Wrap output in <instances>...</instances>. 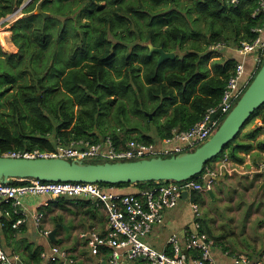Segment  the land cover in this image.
<instances>
[{
    "label": "trees",
    "instance_id": "obj_1",
    "mask_svg": "<svg viewBox=\"0 0 264 264\" xmlns=\"http://www.w3.org/2000/svg\"><path fill=\"white\" fill-rule=\"evenodd\" d=\"M24 1L0 0V20ZM168 1L33 0L23 8L24 16L14 21L9 29L17 52L6 54L0 48V96L13 84H18L20 90L10 103V114L19 123L16 130L0 122V154L33 150L50 152L59 144L69 146L78 140L94 144L105 136L111 137L115 147L130 139L151 143L155 138L170 137L172 129L185 130L198 121L208 106L219 101L237 61L216 62L215 75L201 71V59L207 56V52H202L220 41L227 44L220 40L222 34L212 31L209 36L201 37L203 47L196 34L191 46L183 48L181 57L175 54L174 60L158 66V54L149 55L148 45L141 43L148 42L165 52H172L185 38L177 12L170 11L163 17L149 16V12ZM188 1L212 25H218V29L224 31L228 42L233 37L239 46L241 41L254 37L250 31L257 24L251 18L253 2L243 1L234 7L224 0ZM36 6L51 17L44 19L35 14ZM130 19H133V26ZM227 27L231 28L230 35ZM109 33L119 42L112 43L107 37ZM138 38L141 43L130 48L129 44ZM27 74L31 81L20 83ZM5 84L9 88H3ZM56 87L60 88L59 92ZM84 98L89 99V104L84 103ZM73 104L81 108L76 109ZM152 113L153 118H149ZM109 115L123 128L120 132L116 127L108 135L102 131L107 121L103 118ZM130 115L145 119L147 126L135 127L138 124ZM163 116L165 120L153 129L150 124L156 117ZM150 130L153 133L150 134ZM237 137L217 157L226 154L225 150L229 148L228 156L241 161L238 152L245 153L252 146L239 143ZM10 183L17 184L14 180ZM155 184L151 181L101 185L148 188ZM199 198L200 194L195 192L191 196L195 202ZM11 209L10 217L3 216L0 220L3 229L10 230L18 217ZM40 253H32L35 264H41Z\"/></svg>",
    "mask_w": 264,
    "mask_h": 264
},
{
    "label": "built area",
    "instance_id": "obj_2",
    "mask_svg": "<svg viewBox=\"0 0 264 264\" xmlns=\"http://www.w3.org/2000/svg\"><path fill=\"white\" fill-rule=\"evenodd\" d=\"M231 6H238L243 1L255 4L251 18L257 21L250 31L254 37L241 41L238 48L233 49L240 57L226 80L222 95L217 103L208 106L201 118L185 130H172L171 136L151 143H143L133 139L115 147L110 136L99 142L90 144L88 141H73L69 146L57 145L50 152L9 151L0 154L11 158H62L82 161H131L149 159L151 157H170L181 152L194 150L207 141L218 128L220 121L234 107L240 96L249 85L252 76L264 61V0H224ZM22 8H16L11 16ZM7 17V16H6ZM10 17L8 19H10ZM0 20V25L4 22ZM6 19V20H8ZM254 53L255 69L247 78L245 63L247 55ZM264 132V123H260ZM175 144L174 146H169ZM240 173L239 166L223 155L220 161L207 164L201 173L184 181H158L155 185L140 190L137 194H120L108 190L105 186L89 182H48L36 179H15L16 185L0 183V202L10 203L14 208L21 205L25 196H48L51 199L60 197L82 198L101 206L106 213V229L100 234L91 231L88 244L91 255H98L102 248L110 251L108 264H129L141 261L143 264H220L213 254L214 242L201 231L200 221L193 222V229L182 241L176 233L171 234L163 249L149 242V235L163 225L166 213L175 209L179 202L187 201L194 216L200 215L199 205L191 199L192 194L209 193L214 187L216 178L222 173ZM246 175L264 173V161L244 172ZM186 197L183 198V193ZM18 218L11 224L12 229L25 223L28 216L15 210ZM8 214V213H7ZM43 213L32 216L36 229L45 237L50 229L43 227ZM187 252V253H185ZM40 257L45 264H78L57 245L49 251H41ZM20 258L16 254L5 251L0 238V264H17ZM229 264H264V255L257 258L236 256Z\"/></svg>",
    "mask_w": 264,
    "mask_h": 264
},
{
    "label": "crops",
    "instance_id": "obj_3",
    "mask_svg": "<svg viewBox=\"0 0 264 264\" xmlns=\"http://www.w3.org/2000/svg\"><path fill=\"white\" fill-rule=\"evenodd\" d=\"M248 75L245 63V78ZM263 116L264 112L250 124L247 123L237 137L239 143L252 146L245 153L238 152L241 161L224 154L242 172L222 173L216 178L212 191L200 194L196 201L200 208L198 217L193 215L187 201L179 202L175 209L166 213L163 225L156 227L149 235L152 245L163 249L167 238L173 233L184 241L187 233L193 229V222L198 219L201 231L214 242L213 254L218 263L229 264L236 256L257 258L264 255V187H261L264 173L252 176L244 173L264 161V132L260 128ZM221 157H216L209 164L216 165ZM106 188L120 194H137L144 189L141 186ZM11 208L18 214L25 213L28 218L18 228L10 230L3 229L0 222V238L5 251L18 255L22 264H35L32 253L47 252L52 245L66 251L78 264H108L109 249L102 248L100 254L91 255L88 244L91 231L100 234L105 232L107 218L101 206L82 198L25 196L17 208L10 203L0 202V220L3 216L10 217ZM223 208V217L229 218L227 221L221 215L220 209ZM37 212L44 215V228L56 230L54 239L43 236L36 229L32 216ZM41 264H45L43 259ZM129 264L143 263L137 260Z\"/></svg>",
    "mask_w": 264,
    "mask_h": 264
},
{
    "label": "water",
    "instance_id": "obj_4",
    "mask_svg": "<svg viewBox=\"0 0 264 264\" xmlns=\"http://www.w3.org/2000/svg\"><path fill=\"white\" fill-rule=\"evenodd\" d=\"M34 13L44 19L51 17L49 13L42 11L40 6H36ZM148 47L149 55L158 54V66L167 60L175 59L173 52H165L162 48L152 45ZM263 105L264 61L219 127L207 141L193 151L181 152L164 158L151 157L114 162L0 156V183L15 179H36L48 182H89L115 185L188 180L201 173L207 164L221 154L225 147L239 135L252 115ZM261 187H264V183ZM182 197H186V192ZM55 232V229L50 231V239H54ZM17 264H22V262L18 261Z\"/></svg>",
    "mask_w": 264,
    "mask_h": 264
},
{
    "label": "rangeland",
    "instance_id": "obj_5",
    "mask_svg": "<svg viewBox=\"0 0 264 264\" xmlns=\"http://www.w3.org/2000/svg\"><path fill=\"white\" fill-rule=\"evenodd\" d=\"M32 1L33 0H25L23 2V4L20 6L22 8L21 13L17 12L12 17H10L11 16V13H10L7 15V17H5L3 19L4 22L0 25V32H3L5 35H2V37L0 35V48H1V51H3L4 53L14 54L17 52V48L15 47V45L11 41L12 33L9 29H10V27L14 21H16L17 19H20L24 16V14L22 13L23 8H26ZM101 4H105V2H101ZM170 11L177 12L179 14V16L181 17L180 25L185 31V38L182 39L181 43L178 42L180 44H176V46L174 47V49L172 51L174 54H177L181 57L182 54L184 53L183 48H189L191 46V44L194 41V35H196V34L199 35L197 37L200 39V40H198L199 45L203 47L204 44L202 43L201 37L202 36H209L211 34V32L214 31L215 34H218V35L222 34V35H220V40L227 42V44L222 43V41H220V43H216V44H213L212 46H208L206 51L202 52V53L207 52V56H205L201 59V71H208L210 76L215 75L214 68H215L216 62L225 63L226 61L231 60L233 63H235L236 61L240 60L239 55L237 53H235L233 51V49L238 48L240 46L241 42L239 43V46H236L233 37H231L230 41L228 42L225 35L223 34L224 31H222L221 29H218L219 28L218 25H216V26L212 25L211 21L207 17L199 14V12L193 7L191 2L188 0H169L165 5L162 4L161 7H158L156 9H154L152 12H149V16H162V15H164ZM77 13H78V10L75 13H73V16L76 15ZM143 13H146V12H143ZM9 17H10V19H8ZM6 19H8V20H6ZM83 21H86V18H83ZM140 22L142 23V21H140ZM130 23L133 26V19H130ZM175 23H176V21H174V24ZM216 24H219V22H217ZM227 32L229 35L231 34V28L230 27H227ZM107 37L112 43L119 42V40L116 39L111 33L107 34ZM2 42L7 44V47H5V48H8L10 51L8 49H5V50L3 49ZM140 43L141 42L138 38L137 41L129 44V47L132 48V46L140 44ZM141 44L142 45H149L148 42H144ZM230 48L232 49V51L230 50ZM253 57H254L253 52L251 54L247 55V57H246V71H249L248 77L251 75V73L254 71V69L256 67L255 62L253 61ZM156 60L158 63V58ZM23 81H27L28 83L31 81L28 74L23 77V80H20V83ZM5 87L9 88V86L7 84H5L3 88H5ZM19 91L20 90L18 88V84H13L10 89H7V91L2 96H0V122H4L6 125H8L11 128V130H16L17 124H19L18 121L15 118H13L12 114H10L11 113V104H10L11 100H13V97H15V95ZM56 91L59 92L60 88L56 87ZM72 97H74V96H72ZM66 98L70 99V101H71V98H68V97H66ZM96 99H97V97H95V100ZM88 100H89L88 98H84V103L87 102L89 104ZM72 106L76 109L81 108L77 104H73ZM262 112H264V105L252 115L248 124H250L253 121V119L255 117H257ZM153 114L154 113L151 114V118H153L152 117V116H154ZM130 118L132 121L137 122L136 124H138V125H136L135 127L144 128L147 126L145 119H143V118L133 117L132 115H130ZM103 120H107L106 125H104V126L102 125L103 126L102 131H104L105 134H107V135L109 134V131L113 130L112 129L113 127L123 129L122 127H119L117 125V123H115V121L112 119V117L110 115L103 118ZM164 120H165L164 116L158 117V118L156 117L154 123H151L150 126L154 129V127H156L160 122H163ZM150 133H153L152 130H150ZM228 151H229V148H227L225 150L226 153ZM220 211H221L222 218L225 221H227L228 217L227 218L223 217L225 214V208L220 209ZM225 225L227 227V222H225ZM223 226H224V224H223Z\"/></svg>",
    "mask_w": 264,
    "mask_h": 264
},
{
    "label": "bare ground",
    "instance_id": "obj_6",
    "mask_svg": "<svg viewBox=\"0 0 264 264\" xmlns=\"http://www.w3.org/2000/svg\"><path fill=\"white\" fill-rule=\"evenodd\" d=\"M7 34V33H6ZM0 35H1V37H2V35H5L3 32H0ZM6 40V39H5ZM10 45V44H9ZM2 47H3V49L5 50V49H8V48H5V47H7V44H5L4 42H2ZM9 50V49H8ZM10 51V50H9Z\"/></svg>",
    "mask_w": 264,
    "mask_h": 264
},
{
    "label": "flooded vegetation",
    "instance_id": "obj_7",
    "mask_svg": "<svg viewBox=\"0 0 264 264\" xmlns=\"http://www.w3.org/2000/svg\"><path fill=\"white\" fill-rule=\"evenodd\" d=\"M120 130H121L120 128H119V129H117V131H118V132H120Z\"/></svg>",
    "mask_w": 264,
    "mask_h": 264
}]
</instances>
